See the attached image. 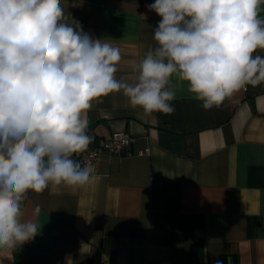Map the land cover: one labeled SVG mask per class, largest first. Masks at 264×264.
Listing matches in <instances>:
<instances>
[{"label":"crops","instance_id":"crops-1","mask_svg":"<svg viewBox=\"0 0 264 264\" xmlns=\"http://www.w3.org/2000/svg\"><path fill=\"white\" fill-rule=\"evenodd\" d=\"M154 2L61 6L66 22L119 48L116 78L132 83L130 62L158 46L152 29L161 17L146 7ZM172 103L171 115H148L122 91L93 101L87 134L100 141L125 132L133 141L120 156L81 165L92 170L83 186L29 191L21 219L38 223V235L0 251V264H67V256L73 264H264V84L207 111L186 90Z\"/></svg>","mask_w":264,"mask_h":264},{"label":"clouds","instance_id":"clouds-1","mask_svg":"<svg viewBox=\"0 0 264 264\" xmlns=\"http://www.w3.org/2000/svg\"><path fill=\"white\" fill-rule=\"evenodd\" d=\"M264 0H155L158 45L116 78L118 47L68 23L61 0H0V251L14 252L41 226L21 219L26 193L50 183L83 186L93 101L123 92L132 108L171 115L179 90L204 110L264 84ZM175 77V82L173 81ZM67 264H73L70 256Z\"/></svg>","mask_w":264,"mask_h":264},{"label":"built area","instance_id":"built-area-1","mask_svg":"<svg viewBox=\"0 0 264 264\" xmlns=\"http://www.w3.org/2000/svg\"><path fill=\"white\" fill-rule=\"evenodd\" d=\"M133 141L131 135L125 132H114L107 139L100 141L92 140L88 149L82 153H77L78 163L81 165L90 164L98 161L102 156H120L125 152V148ZM148 153V151H145ZM139 154H142L141 152ZM27 194V193H26ZM85 264H112L107 260H92Z\"/></svg>","mask_w":264,"mask_h":264}]
</instances>
